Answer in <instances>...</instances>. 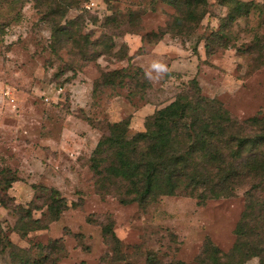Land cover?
<instances>
[{"label":"rangeland","instance_id":"1","mask_svg":"<svg viewBox=\"0 0 264 264\" xmlns=\"http://www.w3.org/2000/svg\"><path fill=\"white\" fill-rule=\"evenodd\" d=\"M73 1L80 7L70 8L64 24L72 20L74 33L81 28L83 37L105 39L111 46L106 54L94 57L89 50L93 58L84 60L78 43L53 29L60 18L44 14L46 0H0V169L17 170L19 180L9 195L25 208L39 206L34 219L47 221L51 188L68 202L58 220L25 234L19 216L0 205V227L33 256L47 252L40 245L62 240L58 264L107 262L111 249L102 225L108 220L127 255L122 264H146L149 251L164 262H193L206 237L229 251L247 185L233 196L205 201L180 189L146 208L122 203L98 191L90 158L106 130L85 117L103 128L129 118L133 132L143 130L145 118L172 102L192 79L234 117L264 115V0H241L253 2L250 12L243 10L233 21L231 11H241L232 0H208V14L191 36L168 33L161 39L154 34L173 21L174 0ZM108 16L117 20L106 21ZM139 67L151 84L147 89L131 91L128 79L94 93L103 72L126 68L134 75ZM0 264H16L2 244ZM245 264L260 262L251 258Z\"/></svg>","mask_w":264,"mask_h":264},{"label":"trees","instance_id":"2","mask_svg":"<svg viewBox=\"0 0 264 264\" xmlns=\"http://www.w3.org/2000/svg\"><path fill=\"white\" fill-rule=\"evenodd\" d=\"M46 2L49 11L44 14L48 18L57 14L60 18L57 23L54 21L53 29L57 35L66 34L69 40H75L84 60L93 58L92 53L97 57L111 50L105 39L83 37L81 28L74 33V21L64 24L67 12L72 7L79 9L78 3L73 0H54L53 5L49 0ZM232 2L241 13L231 11V21L235 20V15L245 14L243 10L248 14L253 4L252 1ZM172 4L175 16L160 34H154L158 39L168 33L191 36L196 25L208 14V0H174ZM116 20V17L106 18L109 22ZM76 36L81 40H76ZM128 79L132 82L130 90L133 92H137L140 85L143 88L151 85L141 67L134 75L121 68L103 72L95 81L93 91L96 94L101 86L126 84ZM85 120L106 130L90 158L98 191L114 194L122 203L137 202L146 208L159 197L175 195L180 189L205 201L209 197L233 196L238 189L248 186L245 208L234 229L236 238L229 251H223L210 237H206L193 262H164L155 252L149 251L146 264H245L251 258H258L260 264H264V198L260 196L264 192V115L246 119L234 117L219 99L204 95L197 79H192L172 102L156 108L145 118L143 130L133 132L129 118L108 122L105 128L95 125L88 116ZM18 180L17 170L10 167L0 169V205L19 216L18 228L22 234L47 228L49 222L59 219L68 206L59 190L50 189L47 221L34 219L32 212L40 209L39 206L25 208L9 195V189ZM41 189L48 190L46 186H41ZM113 225L111 220L102 225L103 235L111 249L108 263L103 258L102 264L126 261L122 240ZM0 244L10 249L16 264H58L62 255L55 254L65 250L62 240L54 239L46 246H39L44 251L47 248V252H43L45 255L33 256L31 249L17 246L2 227Z\"/></svg>","mask_w":264,"mask_h":264}]
</instances>
